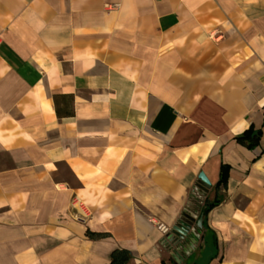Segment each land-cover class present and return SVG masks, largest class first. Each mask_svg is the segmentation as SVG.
I'll list each match as a JSON object with an SVG mask.
<instances>
[{
  "label": "crops",
  "instance_id": "crops-1",
  "mask_svg": "<svg viewBox=\"0 0 264 264\" xmlns=\"http://www.w3.org/2000/svg\"><path fill=\"white\" fill-rule=\"evenodd\" d=\"M263 149L264 0H0V264H264Z\"/></svg>",
  "mask_w": 264,
  "mask_h": 264
},
{
  "label": "trees",
  "instance_id": "trees-1",
  "mask_svg": "<svg viewBox=\"0 0 264 264\" xmlns=\"http://www.w3.org/2000/svg\"><path fill=\"white\" fill-rule=\"evenodd\" d=\"M262 130L261 128H256L252 124H250L246 129H244L241 133L234 136V140L245 146L248 149H253L259 145V141L261 138ZM264 153V149L262 150ZM230 166L226 163H220L219 165V176L218 180L215 184V188L218 189L219 187L224 188L226 186V181L228 177ZM222 197L216 192L212 199H205L202 207L203 211V225H204V218L210 209L216 206ZM87 236L91 238L101 237L103 233H94L86 230ZM133 257L132 253L124 248H115L110 253V261L108 264H127L129 260ZM164 264V262H162Z\"/></svg>",
  "mask_w": 264,
  "mask_h": 264
},
{
  "label": "water",
  "instance_id": "water-1",
  "mask_svg": "<svg viewBox=\"0 0 264 264\" xmlns=\"http://www.w3.org/2000/svg\"><path fill=\"white\" fill-rule=\"evenodd\" d=\"M198 178L201 180V191L203 193H206L209 189L210 182L208 178L205 176V174L201 171L198 174ZM202 217H203V211L201 210L194 222V225L198 228L202 227ZM191 228V224L183 219L179 220L177 224L173 225L170 232L167 233L166 238L167 242L172 244V246H176L181 239L185 237V235L188 233L189 229ZM175 256L181 257L180 253L175 250L174 251Z\"/></svg>",
  "mask_w": 264,
  "mask_h": 264
},
{
  "label": "built area",
  "instance_id": "built-area-1",
  "mask_svg": "<svg viewBox=\"0 0 264 264\" xmlns=\"http://www.w3.org/2000/svg\"><path fill=\"white\" fill-rule=\"evenodd\" d=\"M70 207L74 211L76 218L82 220L87 218L90 213L84 202L77 196H73L70 200ZM163 232L167 231V228L163 225L158 226Z\"/></svg>",
  "mask_w": 264,
  "mask_h": 264
},
{
  "label": "rangeland",
  "instance_id": "rangeland-1",
  "mask_svg": "<svg viewBox=\"0 0 264 264\" xmlns=\"http://www.w3.org/2000/svg\"><path fill=\"white\" fill-rule=\"evenodd\" d=\"M170 264V263H169ZM172 264V263H171ZM197 264H202V263H197Z\"/></svg>",
  "mask_w": 264,
  "mask_h": 264
}]
</instances>
